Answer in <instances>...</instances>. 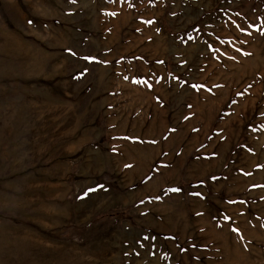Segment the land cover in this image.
Returning <instances> with one entry per match:
<instances>
[{"label":"rangeland","instance_id":"rangeland-1","mask_svg":"<svg viewBox=\"0 0 264 264\" xmlns=\"http://www.w3.org/2000/svg\"><path fill=\"white\" fill-rule=\"evenodd\" d=\"M0 264H264V0H0Z\"/></svg>","mask_w":264,"mask_h":264}]
</instances>
